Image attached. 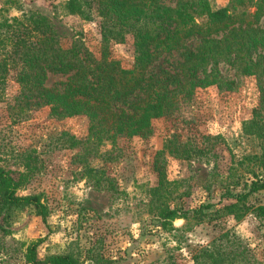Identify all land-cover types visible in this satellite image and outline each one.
<instances>
[{
  "label": "rangeland",
  "instance_id": "1",
  "mask_svg": "<svg viewBox=\"0 0 264 264\" xmlns=\"http://www.w3.org/2000/svg\"><path fill=\"white\" fill-rule=\"evenodd\" d=\"M69 2L17 0L7 16L46 17L64 49L75 47L87 60L106 58L130 68L132 34L103 38L94 2ZM202 4L211 12L231 0ZM257 5L264 2L245 0L236 9L253 13ZM251 19L264 31V15ZM199 40L183 44L193 48ZM3 42L0 37V62L10 49ZM179 59L177 52L164 54L149 69L168 70ZM7 66L5 73L0 69V167L21 180L16 195L38 196L46 216L26 205L0 211V264H48L47 257L55 254H69L82 264H95L91 255L100 257L97 264H196L193 255L224 241L225 233L264 264V220L250 210L242 215L241 207H227L244 193L246 206L264 205V186H259L264 180V92L254 74L235 73L221 61L223 78L236 81L229 88L196 87L180 104L178 118L152 117L147 135L99 139L89 137L85 115L53 116L47 104L26 105L17 75L23 65ZM66 77L48 71L43 86L59 90ZM173 134L191 156L164 150ZM166 208L182 209V214L166 222L161 216Z\"/></svg>",
  "mask_w": 264,
  "mask_h": 264
},
{
  "label": "trees",
  "instance_id": "2",
  "mask_svg": "<svg viewBox=\"0 0 264 264\" xmlns=\"http://www.w3.org/2000/svg\"><path fill=\"white\" fill-rule=\"evenodd\" d=\"M16 1L0 0V37L4 46L10 47L0 69L5 73L10 68L7 65L21 63L23 69L17 75L19 95L25 104H47L53 116L85 115L89 137L147 135L152 117L178 118L180 104L196 87L217 83L229 88L236 82L223 78L218 69L221 61L235 73L254 74L264 92V31L249 20L253 17L257 21L264 15V5H257L251 13L246 8L236 9L245 0H231L228 7L209 12L203 0H177L174 6L165 0H92L101 16L103 38L121 39L125 32L133 36L134 62L126 69L106 58L87 60L75 47L64 49L46 17L34 13L7 16L8 8ZM74 3L70 0L69 5ZM197 36L200 40L195 47L184 46L185 40ZM173 52L179 53L180 59L170 62V69H149L162 55ZM48 71L67 75L61 89L43 86ZM176 137L173 134L166 141L164 150L176 156H191ZM20 181L0 167V211L26 205L45 219L46 206L37 195H16ZM262 182L259 186H264ZM245 196L236 195L237 201L227 207H241L242 215L250 210L264 220V205L246 206L242 201ZM180 210L166 208L161 216L171 221L181 216ZM221 236H225L224 241L213 242L193 255L196 264H263L248 254L237 237H229L228 233ZM28 252L29 261L34 262L32 246ZM89 259L95 264L100 262L95 255ZM46 263L82 264L69 254L48 256Z\"/></svg>",
  "mask_w": 264,
  "mask_h": 264
}]
</instances>
